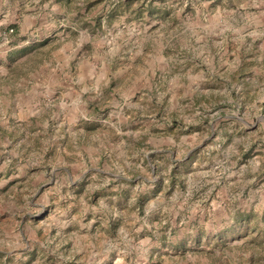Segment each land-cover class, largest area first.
I'll return each mask as SVG.
<instances>
[{"label":"rangeland","instance_id":"1","mask_svg":"<svg viewBox=\"0 0 264 264\" xmlns=\"http://www.w3.org/2000/svg\"><path fill=\"white\" fill-rule=\"evenodd\" d=\"M0 264H264V0H0Z\"/></svg>","mask_w":264,"mask_h":264},{"label":"crops","instance_id":"2","mask_svg":"<svg viewBox=\"0 0 264 264\" xmlns=\"http://www.w3.org/2000/svg\"><path fill=\"white\" fill-rule=\"evenodd\" d=\"M58 1H60V0H57V2H58ZM14 29L17 30V27L15 26ZM11 30H12V28H11ZM45 42H46V40H45ZM42 44H44V40H43V42H41L39 45H42ZM28 48H29V49H28ZM31 48H32L31 45H27V46H24L23 48H21V49H19V50L11 51V52H9V54L12 53V52H17V53H20V52H21V54H24L25 51H29ZM18 51H19V52H18ZM9 54H8V55H9ZM10 57H11V56H10Z\"/></svg>","mask_w":264,"mask_h":264}]
</instances>
